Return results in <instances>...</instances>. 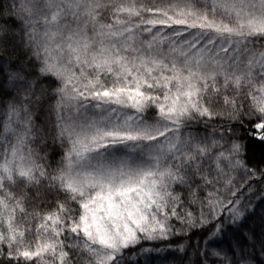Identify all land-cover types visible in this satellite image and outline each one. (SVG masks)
<instances>
[{
  "label": "snow or ice",
  "instance_id": "snow-or-ice-1",
  "mask_svg": "<svg viewBox=\"0 0 264 264\" xmlns=\"http://www.w3.org/2000/svg\"><path fill=\"white\" fill-rule=\"evenodd\" d=\"M253 144L264 0H0V264H254Z\"/></svg>",
  "mask_w": 264,
  "mask_h": 264
},
{
  "label": "trees",
  "instance_id": "trees-1",
  "mask_svg": "<svg viewBox=\"0 0 264 264\" xmlns=\"http://www.w3.org/2000/svg\"><path fill=\"white\" fill-rule=\"evenodd\" d=\"M9 51H11V49ZM8 59H10L13 62L19 63L23 59V53L18 52L14 55L9 56ZM50 144H51V142L49 141V145ZM48 153H49L50 157H54L55 159L59 158V149H56V151H53V148L51 146H48ZM249 155L254 156L255 160H259L261 158V156H264V147L260 146L259 144L251 145L249 148ZM255 202L259 203L258 201H255ZM261 211H264V205L260 206V208L258 209V214ZM255 222L258 224L259 220L257 219ZM149 246H151V245H149ZM161 246L163 247V244ZM153 255L155 256V255H157V253L154 252ZM160 255L161 256H168L169 253L167 251H165L163 253H160ZM187 255H188V261L186 262V264H194V262L196 260V252H195V249L193 247H188ZM126 259L129 260V264H139V262L143 261V257H136V256L126 257ZM153 264H179V262H178V260L169 257V259L166 261H162L161 259H155L153 261ZM254 264H264V256L257 254L255 257Z\"/></svg>",
  "mask_w": 264,
  "mask_h": 264
}]
</instances>
